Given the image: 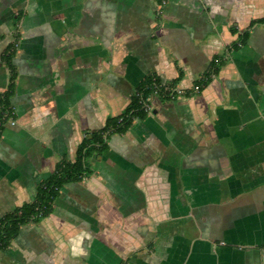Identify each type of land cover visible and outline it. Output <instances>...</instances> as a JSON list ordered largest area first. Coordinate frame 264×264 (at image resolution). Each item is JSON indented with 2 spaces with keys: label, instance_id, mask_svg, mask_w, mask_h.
<instances>
[{
  "label": "crops",
  "instance_id": "obj_1",
  "mask_svg": "<svg viewBox=\"0 0 264 264\" xmlns=\"http://www.w3.org/2000/svg\"><path fill=\"white\" fill-rule=\"evenodd\" d=\"M262 16L264 0H0V56L16 40L18 72L0 217L146 74H180L185 89L109 134L92 173L64 183L0 264H264V21L250 24ZM7 81L0 61V91Z\"/></svg>",
  "mask_w": 264,
  "mask_h": 264
},
{
  "label": "trees",
  "instance_id": "obj_2",
  "mask_svg": "<svg viewBox=\"0 0 264 264\" xmlns=\"http://www.w3.org/2000/svg\"><path fill=\"white\" fill-rule=\"evenodd\" d=\"M162 2V0H158ZM264 21V16L251 20ZM235 31L234 27H230ZM248 29L239 33L233 45L238 46L245 42ZM17 38V35L15 36ZM16 50V40L10 42L3 50L0 61L8 68V81L6 88L0 91V135L9 117H15L11 97L14 95L16 86L17 69L13 56ZM218 71V63L212 59L210 68L195 83L202 87L208 82L212 74ZM180 74L174 79L162 80L156 73H148L137 84L130 95L129 102L118 114L106 117L104 124L94 130L87 131L78 142L73 159L62 156L55 164L53 171L36 186V193L33 199L24 201L13 209L6 211L0 217V250L5 249L11 239L19 232L22 225L38 223L44 216L53 210L55 198L59 195L61 187L69 181L80 180L92 173L93 168L89 158L93 154L102 155L108 150V136L112 132H124L132 123L135 117L144 118L149 112L142 108L143 99L157 90L158 96L171 98L169 93L163 89L165 85H173L179 80ZM155 95V94H154ZM121 117V119H120Z\"/></svg>",
  "mask_w": 264,
  "mask_h": 264
},
{
  "label": "built area",
  "instance_id": "obj_3",
  "mask_svg": "<svg viewBox=\"0 0 264 264\" xmlns=\"http://www.w3.org/2000/svg\"><path fill=\"white\" fill-rule=\"evenodd\" d=\"M215 61H217L218 59L217 58H215L214 59ZM201 88V86L199 85V83H194L193 84V90L194 91H198L199 89ZM163 89H164V91L166 92V93H169V95H171V97H174L175 95H177V94H182V93H184L185 92V89L184 88H182V87H178V86H176L175 84H173V85H165L164 87H163ZM158 92H157V90H154L153 91V93L152 94H148L144 99H143V102H142V108H143V110L144 111H148V112H150L151 111V108H152V106H151V97H152V95H156ZM120 119H121V117H120ZM15 122V117H9L6 121H5V123H9V124H13Z\"/></svg>",
  "mask_w": 264,
  "mask_h": 264
},
{
  "label": "rangeland",
  "instance_id": "obj_4",
  "mask_svg": "<svg viewBox=\"0 0 264 264\" xmlns=\"http://www.w3.org/2000/svg\"><path fill=\"white\" fill-rule=\"evenodd\" d=\"M218 60H219V59H218ZM218 60H217L216 62H218ZM220 64H221V63H220ZM202 87H203V86H202ZM202 87H201V88H202ZM201 88H200V89H201ZM198 91H199V90H198ZM194 92H197V91H194Z\"/></svg>",
  "mask_w": 264,
  "mask_h": 264
}]
</instances>
